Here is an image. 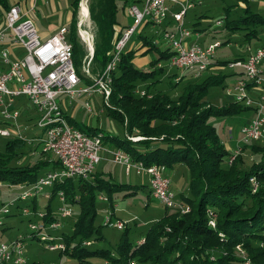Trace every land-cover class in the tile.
<instances>
[{
	"label": "trees",
	"instance_id": "trees-1",
	"mask_svg": "<svg viewBox=\"0 0 264 264\" xmlns=\"http://www.w3.org/2000/svg\"><path fill=\"white\" fill-rule=\"evenodd\" d=\"M79 1L72 0L71 20L66 25L69 30L67 40L72 45L73 61L78 72L81 70L83 60L75 38ZM142 1L122 0L121 8L126 12L130 4L140 5ZM248 1L240 0L244 5V15L227 22V27L231 29L239 27L246 29L244 39L257 36V28L264 26V15L250 10ZM10 6L8 0H0V12L5 13ZM89 6L95 33L90 69L92 73H96L111 59L115 42L123 29L129 25L124 26L117 19V0H91ZM151 23L144 21L138 26L134 32L136 38L129 46L126 45L115 70L111 73L112 91L109 105L105 108L108 115L124 126L125 136L119 137L110 132L99 131L92 126L78 128L87 134L100 132L102 144L108 142L114 148L122 149L132 161H140L145 166L163 164L172 168L176 164H184L190 174L189 192L181 194L180 199L184 204H189L191 209L187 213H180L176 209L166 207L164 214L159 220L151 223L137 242L129 241L126 224L113 250L90 249L88 245L91 244V240L103 238L102 235L97 236L100 227H95L93 223L96 215L94 209L97 190L106 191V199L112 205L111 192L137 186L116 182L94 171L89 175L92 182L88 179L89 176L55 182L49 189L50 197L45 199L47 200L46 211H43L45 222H53L56 219L50 201L53 197L58 200L57 193L60 190L65 195L66 205L77 203L79 206V216L71 223V230L60 233L66 248L59 251V254L73 257L77 264H100L91 262L88 258L105 260L106 264H128L130 259H136L141 263L148 261L151 264H238L237 259L232 256L236 245L241 244L250 254L254 264H264V144L251 142L248 146L244 145L251 153L261 152L260 162L251 164L248 168H240L242 161L234 158L230 162V152L225 148L214 126L207 121L212 115H228L248 108L236 102L222 107L205 103L209 88L222 85L226 78V75L219 72L203 77L213 62L198 77H193L188 72V77L181 86L183 87L181 95L177 99H172L164 90L150 91V86L157 80L153 78L149 84H145V81L162 74L164 67L159 66L160 60H169L172 54L169 45L163 50L160 49L153 35L146 33L145 29ZM167 24L164 25V30ZM152 50L157 52V57L148 60L147 70L135 65V57L146 56ZM228 62L216 61L215 64L222 66ZM184 76L177 77L173 74L176 82L172 86L175 87ZM82 79L84 83L91 82L86 76H82ZM141 84H144L143 89L139 88ZM141 91L144 92L143 95L140 94ZM65 116L69 122L73 119L66 113ZM133 135L142 138L137 140L128 138ZM22 143L23 140L19 138L7 140L4 150L0 151V182L8 181L11 184L34 182L43 174L38 171L50 162L41 155L32 164H10L13 156L17 155L16 148ZM50 163L51 169L59 167L57 159ZM250 177H254L258 184L254 193L251 190ZM150 194L151 191L148 197ZM38 197L41 195L30 201L35 203ZM248 200L250 204L247 203ZM35 207L36 204H33V209ZM207 209L216 214L214 227L208 222ZM112 214L110 213V217L113 219ZM220 233L223 236H220ZM84 241H88L89 244L84 245ZM212 245L222 249L226 254L220 253L213 260L209 259V256L203 254V250Z\"/></svg>",
	"mask_w": 264,
	"mask_h": 264
},
{
	"label": "built area",
	"instance_id": "built-area-1",
	"mask_svg": "<svg viewBox=\"0 0 264 264\" xmlns=\"http://www.w3.org/2000/svg\"><path fill=\"white\" fill-rule=\"evenodd\" d=\"M200 1V0H198ZM82 2L87 12L81 10ZM195 3L192 0H143L141 4L133 3L126 8V13L133 18L134 23L123 29L114 44L111 59L106 66L95 74L90 72L89 63L94 54V34L91 29L88 4L86 0L79 1L77 27L81 41L86 47L83 65L78 72L73 61L71 43L67 40L68 27L60 26L46 39H42L33 20L26 16L19 4H12L4 13V24L0 28V56L6 68H0V108L6 119H15L19 111L12 107L17 97L25 96L31 105L40 113L37 125L43 129L42 152L52 154L59 163V167L40 175L34 182L23 183L22 192L11 200H30L38 195L48 199L49 189L55 182H62L73 177L87 178L99 163V152L103 149L102 134H87L71 124L65 118L67 107L75 104L81 97H86L84 108L92 112L89 98L93 94L101 96L104 106L109 105L112 91V72L120 59L121 52L126 47L131 35L144 21L153 24H162L171 19L174 21V30L165 29L163 38L171 48L169 62L171 66L184 69L193 77L200 76L211 63L217 43L201 46L197 42L186 43L191 30L185 26L184 17ZM220 21L217 20V24ZM10 37L12 44L23 48L20 56L10 59L12 53L5 44L6 37ZM264 60V48L257 47L250 51L243 59H232L227 65L230 68H239L245 78L237 79L227 92L237 104L253 109L255 116L240 129L242 145L251 142L264 144V93L252 96L249 82L260 84V63ZM82 76L88 77L91 82L84 83ZM144 94L143 91L140 92ZM72 105V106H73ZM0 135L9 136L8 129L0 128ZM132 140L141 136L129 137ZM114 162L124 165L125 171L134 170L136 174H145L149 179L151 195L158 199L165 207L176 209L181 213L189 212L187 204L176 199L171 189V180L167 167L163 164L145 166L142 162H134L129 155L120 148L107 149ZM241 151L238 146L231 152L230 162ZM252 189H257L256 179L250 177ZM60 205L58 214L53 222H45V212L21 208V213L30 216L34 213L37 222H31L30 232L27 235L18 234L11 240H0V261H14L15 264H26V241L36 238L44 243L49 251H64L66 248L63 236L55 231L61 226V220L70 216L72 211L65 204L63 191L57 193ZM10 214L7 204L0 207V231L4 226L3 217ZM105 225L123 229L128 221L125 219L113 220L110 214L106 216ZM209 224L214 227V222ZM55 232V233H53ZM1 236V234H0ZM85 244H89L88 241ZM50 264H64L52 262Z\"/></svg>",
	"mask_w": 264,
	"mask_h": 264
},
{
	"label": "rangeland",
	"instance_id": "rangeland-1",
	"mask_svg": "<svg viewBox=\"0 0 264 264\" xmlns=\"http://www.w3.org/2000/svg\"><path fill=\"white\" fill-rule=\"evenodd\" d=\"M86 1L88 4V9L90 10L89 5L91 0ZM192 1L195 3V5L187 10V13L184 17L185 26L190 28L191 30H198V32L201 34V37L196 40L200 45L206 46L207 44H218V47L214 49V54L212 57L213 64L203 74V77L206 76V74H216L218 72L222 75H226L225 81L222 85L212 86L209 88L206 95L207 101L205 103H210L211 105L217 107L227 106L231 102H234L233 96L229 94L227 90L232 86L231 80L233 76L231 73L233 71L236 72V70H233L227 64L218 66L215 63L216 61L222 62L230 61L232 59L234 60L235 58H238L245 54V52H247L248 50H253L258 46L264 48V26H259L257 28V36L251 37L249 39H244V32L247 31L246 29L242 27L233 29L227 27L228 21L232 19H239L242 15H244V5L242 2H240V0H200V4H197V0ZM117 5V19L120 24L124 26L132 25L134 23L133 18L130 17L121 8L122 0H117ZM247 5L249 6L250 10L264 15V0H249ZM65 11H67L66 8ZM78 11L79 4L76 12L77 17L75 38L82 53V59H84V56L86 55V47L81 41V37L77 27ZM30 17L34 19V24L38 29L41 28L46 32H49L50 28L47 26L48 21H46L42 17L36 18V14H31ZM57 18H59V16L55 15L56 22ZM217 20L220 21L219 24H217ZM90 21L91 29L93 31L92 33L95 37L94 23L91 17ZM239 22L241 23V21ZM239 25L243 26L242 24ZM167 28L168 30H174L175 26L170 25ZM145 31L148 35H153V38L160 49L163 50L165 49V47H167L168 44L163 38L164 25L151 23L148 24ZM136 36L137 35L135 33L131 35V39L128 41L127 46H129V44L136 38ZM41 38L44 39L45 35H43V37L41 36ZM194 39L195 37L192 33L188 41L193 42ZM9 57L10 59H12L11 55ZM146 57L148 60H153V58L157 57V52L152 50L146 55ZM159 64V66L164 67V72L160 75L149 78L145 81V84H149L154 78L157 81L154 83V85L150 86V91L164 90L172 99H177V97L181 95V92L183 90V87L181 86L186 81L188 72L184 69H179L178 67L171 66L168 60H160ZM82 65L83 60L81 67ZM214 66H216L217 68H215ZM139 67L146 70L148 68L147 64L143 67ZM259 68L264 72V60L260 63ZM236 69L239 71L241 70L239 68ZM263 72L262 76L264 78ZM173 74H175L177 77L185 75L182 80L175 85V87L172 86L176 82ZM139 88L143 89L144 84H141ZM20 98L26 99L25 96H21ZM76 101V105L72 110H69V108L64 109L66 114H68L70 111L72 112L71 117L73 119H71L70 122H72L71 124H73L75 127L77 126V128H85L86 126H92L98 128L99 131L103 130V132H110L119 137L125 136L124 126L116 119L107 114L106 108L100 95L93 94L89 98V104L91 105L92 112H89L84 108L83 97L78 98ZM21 107L22 112L19 117V122L20 129H22V131H20L19 134L21 135L20 139L23 140V143L20 147L16 148L17 155L15 157L13 156V158L11 159L10 164L12 165H25L26 163L32 164L37 160V158L41 157L42 153V129L37 125L40 113L35 110V108H33V106H31L29 102H25ZM71 108L72 107H70V109ZM251 116V111H249L248 109H241L228 115H212L207 120L209 124L214 126V128L216 129V133L218 134L219 138H221L222 143L225 144L226 147H229L231 149H236L238 146L241 147V151L238 154L239 156L237 155L238 157H234L235 159L242 161L240 168H248L251 164L260 162L261 152L251 153V151L246 149V146L242 145L241 142L238 143V141L241 139L240 129L250 120ZM4 123L5 120L0 113V127H5ZM7 128L9 129L10 127ZM9 130L12 133L11 136H0V151L4 150L7 140L18 138V135L13 134V130ZM258 143L262 144L261 142ZM102 146L106 149H113V146L108 142L103 143ZM100 155L111 157L110 154L107 155L104 151H101ZM48 157L50 161H53L55 159V156L52 154H48ZM172 167V170L169 172L171 189L174 192L176 199L184 204V202L180 198L181 194H188L189 192L190 174L184 164H176ZM123 168L125 167H123V165H121L120 163L111 162L104 158L103 160H101L99 165H97V168H95V170H97L98 172L112 175L116 182L136 185L137 187L111 192L110 196L112 205L110 204V201L106 199V191L104 192V190H97L94 209L96 210V215L93 223L95 227H100V231L97 236L102 235L103 238L97 239L95 241L91 240V244L88 245L90 249L104 248L113 250L115 244L119 241V237L123 232V229H117L112 226L104 225L106 216L110 213H113V220L125 219L128 221V239L132 243H135L145 234L151 223L159 220V218L167 209L158 199L154 198L151 194L150 197H148L149 193L147 186V176L145 174H136L133 171L130 172V174H125ZM50 169L51 163L49 162L48 164L42 166V168L38 172L44 173ZM90 177L91 176H89L88 179H90ZM20 185H22V183ZM20 185L11 184L8 181L0 182V207L7 204L10 210V214L3 217V222L5 223L7 229L4 230V234L3 232L1 233L0 240H11L14 239V237H16L18 234L27 235L30 232V223L37 222V217L34 213H32L28 217L21 213V208L23 207H29L33 209V203L30 200L18 199L15 201V203H13V205H9L11 200L17 198V196L22 192V190L20 189ZM251 190L252 193L257 191V189L254 191L252 187ZM247 203L250 204V200H248ZM46 204L47 200L38 197L36 200V209L34 208V210L46 211ZM67 205L71 208L70 211H72V215L62 220V226L55 231L56 233L60 234L62 231L69 232L71 230V223H73V221L79 216V206L77 203ZM187 205L190 210L191 206L189 204ZM50 207L54 215L59 216V202L56 197H53V199L50 201ZM112 209L114 210V212H112ZM215 215L216 214L213 213V211L211 212L210 209H207V218H209L208 222L213 221L215 224ZM219 235L223 236V234L221 233ZM85 242L86 241H84L83 243L84 245ZM26 245L27 248L25 251V257L27 259V263L35 261L39 262V264H50L52 262L77 264L76 260L73 257L64 254L61 255L58 251L47 250L44 246V243L36 238H31L30 240L26 241ZM203 251V254L209 256V259L211 260H213L217 254H226L225 251L213 245ZM197 256L199 257V254ZM232 257L237 259L238 264H254V261L251 260L250 254L246 249L242 247L241 244L236 245L233 250ZM190 258L191 256L189 257V259ZM88 260H90L91 262H100V264H106L105 260L103 261L97 258H88ZM0 264H15V262L7 260L6 262L0 261ZM128 264L151 263H149L148 261L147 263H141L136 259H130Z\"/></svg>",
	"mask_w": 264,
	"mask_h": 264
},
{
	"label": "crops",
	"instance_id": "crops-1",
	"mask_svg": "<svg viewBox=\"0 0 264 264\" xmlns=\"http://www.w3.org/2000/svg\"><path fill=\"white\" fill-rule=\"evenodd\" d=\"M8 1H9V4L10 5H12L15 2H18V4L21 6L22 10L26 13V16H28L29 18H31L33 20V22H34V19L32 17H30L31 14H36V18L42 17L43 19H45L46 21H48V23H47L48 25L47 26L50 28L49 32H46L45 30H43L41 28L38 29L37 26H36V28H37L40 36L43 37V35H45V39L49 35H51L52 33H54L60 26H66L69 23V21L71 20V15H72L71 2H72V0H8ZM200 3H201V1H198L197 0V4H200ZM65 8L67 9V11H65ZM55 15L59 16V18H57V22H56V19H55ZM0 16H1V20H0V28H1L3 26V24H4V12H0ZM166 24H167V27L170 26V25H174V21L171 20V19H168L167 21H164L161 25H166ZM167 27H166V29H168ZM191 32L194 34V37H195V39H194L193 42H197L198 43V41L196 39H199L201 37V34L198 32L197 29H192ZM189 37L186 39V43L187 44L192 43V42H189L188 41L189 40ZM5 44L9 47L10 51L12 52V53H10L12 59L14 58V56L15 57L16 56H20L23 53V51H24L23 48L18 47L16 45L12 44L11 38L8 37V36L6 37ZM208 45L209 44H207L206 46H208ZM201 46H203V45H201ZM204 47H205V45H204ZM250 51H252V50H248L247 52H245V54H243L240 57H245ZM240 57H238V58H240ZM147 62H149V61H148V59H147L146 56H141V57L140 56H137V57L134 58V63L138 67L139 66H141V67L145 66L147 64ZM90 63H89V68H91V66H90L91 64ZM6 67H7L6 64H4L3 61H2V59L0 58V68L4 69ZM214 67L217 68L216 66H214ZM233 70H236V72L233 71L231 73L232 76H233L232 77V80H231V83L232 84L237 79H239V78H243V77L245 78V76H244V74L242 73L241 70L239 71L236 68H233ZM90 72H91V69H90ZM262 72H263V70H260V72H259V74L261 73L260 74V78H261L260 84L256 85L255 83H253L251 81L248 83L249 84V87H250V90L249 91H250V93H251L252 96H257L258 94L264 93V78L262 76ZM93 74H95V73H93ZM20 97H17L15 99L14 105L12 106V107H14V109H18V111H19L18 116L15 119H9V120L3 117L4 120H5V123H4L5 124V127H0V128H4V129H8L7 127H10L9 129L13 130V134L18 135V138L19 139L21 137V135L19 133H20V131H22V129H20V122H19V117H20V114L22 112V107L21 106L25 102H29L26 97H25L26 99H22ZM81 97H83V100L84 101L86 100V97H84V96H81ZM81 97H79V98H81ZM76 103H77V101H76ZM76 103L74 105L72 104L73 106L72 105L70 106V107H72L71 109H70V107H67V108H69V110H72L73 107L76 105ZM248 110L252 112V116L250 118V120H251L255 116V112L253 111V109H249L248 108ZM0 113H1V108H0ZM71 113L72 112L70 111L68 114L71 115ZM250 120L248 122H250ZM9 132H10V130H9ZM11 135H12V133L10 132V135L9 136H11ZM0 136H2V135H0ZM43 136L44 135H43V129H42L41 130V137H43ZM238 143H240V140L238 141ZM224 146H225V148L229 152H232L233 150H236V149H231L229 147H226L225 144H224ZM101 151L106 152L107 155L110 154V152H108V150L105 147H103V149H101L100 152ZM100 152H99V155H100ZM41 155L44 156L43 158H46V159H48V161H50V159L48 157V154H45L44 153V154H41ZM100 157H101V159H100L99 163L101 162V160H103V158L106 159V160H108V161L114 162L112 160V155H111V157H108V156H105V155L104 156H101L100 155ZM99 163L97 165H99ZM123 167H124V165H123ZM95 168H97V166ZM172 168H168L167 167L168 176H169V172L172 170ZM123 169H124L125 174H130V172H132V171L135 172L134 170H131V169H130L129 172H126L125 171V168H123ZM94 172H96L98 175H101L102 177H109L111 180H114V178H113L112 175L103 174L101 172H98L95 169H94ZM148 181H149V179H148V176H147V186H148V193H149L150 187H149V182ZM20 184L21 183H19V185ZM22 185H23V183H22ZM22 185H20V189H21V186ZM41 198H43V197L41 196ZM35 200H37V199H35ZM33 204H36V201H35V203L33 201ZM5 229H7L6 225L3 227V230H2L3 231V234L5 233V231H4Z\"/></svg>",
	"mask_w": 264,
	"mask_h": 264
},
{
	"label": "bare ground",
	"instance_id": "bare-ground-1",
	"mask_svg": "<svg viewBox=\"0 0 264 264\" xmlns=\"http://www.w3.org/2000/svg\"><path fill=\"white\" fill-rule=\"evenodd\" d=\"M81 10H82V12L84 13H86L87 11V7H86V5L84 4V2H82V5H81Z\"/></svg>",
	"mask_w": 264,
	"mask_h": 264
}]
</instances>
